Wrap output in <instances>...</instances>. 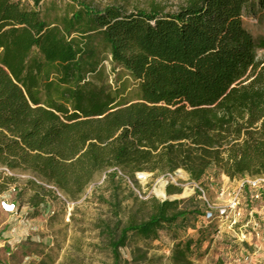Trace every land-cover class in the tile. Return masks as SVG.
Instances as JSON below:
<instances>
[{"label": "trees", "instance_id": "obj_1", "mask_svg": "<svg viewBox=\"0 0 264 264\" xmlns=\"http://www.w3.org/2000/svg\"><path fill=\"white\" fill-rule=\"evenodd\" d=\"M168 1L0 0V168L70 202L104 176L110 217L94 227L112 264L202 215L154 198L123 207L118 172L264 178V37L244 25L264 0ZM12 182L0 176V195ZM48 193L38 185L30 208ZM193 243L176 241L171 264H193Z\"/></svg>", "mask_w": 264, "mask_h": 264}, {"label": "rangeland", "instance_id": "obj_2", "mask_svg": "<svg viewBox=\"0 0 264 264\" xmlns=\"http://www.w3.org/2000/svg\"><path fill=\"white\" fill-rule=\"evenodd\" d=\"M29 1V0H28ZM102 4L113 1L128 6L144 7L162 0H97ZM178 1H168L173 9ZM246 29L254 38L264 37V12L258 18L244 19ZM264 51L258 52L262 55ZM107 70L108 63L105 64ZM122 79L126 73L119 72ZM7 72L0 67V79ZM110 80L113 75H110ZM13 182L0 195V264H112L108 250L94 225L98 220H109V187L104 176L95 180L75 202L68 201L49 185L41 184L24 172H5ZM145 176L143 178L142 176ZM122 178L119 198L123 207H130L137 198L164 201L155 191L162 186L180 189L175 198L179 210L202 214L191 217L181 230L160 231L152 242L134 240L144 259L131 262L129 249L121 251L126 264H171L169 256L176 241L192 240L190 261L193 264H264V182L251 185L248 178L229 181L214 169L208 170L194 182L181 170L173 174L135 173L133 177L118 172ZM38 185L48 190L38 210L28 205V199ZM186 190L189 193H186ZM2 203L9 207H3ZM5 208V209H4ZM210 220H204L206 213Z\"/></svg>", "mask_w": 264, "mask_h": 264}, {"label": "built area", "instance_id": "obj_3", "mask_svg": "<svg viewBox=\"0 0 264 264\" xmlns=\"http://www.w3.org/2000/svg\"><path fill=\"white\" fill-rule=\"evenodd\" d=\"M249 181H251V185H255L257 182H264V178H259V179H256V180H249ZM2 206L3 207H9L8 205H6V204H4V203H2ZM5 209V208H4ZM212 218V214L211 213H206L205 214V217H204V220H210Z\"/></svg>", "mask_w": 264, "mask_h": 264}, {"label": "bare ground", "instance_id": "obj_4", "mask_svg": "<svg viewBox=\"0 0 264 264\" xmlns=\"http://www.w3.org/2000/svg\"><path fill=\"white\" fill-rule=\"evenodd\" d=\"M142 177L145 178L144 175H143ZM155 193H156L157 196H160V197H162V198L165 197V194H164V191H163V187H162V186H160V187L155 191ZM186 193H189V191L186 190Z\"/></svg>", "mask_w": 264, "mask_h": 264}, {"label": "water", "instance_id": "obj_5", "mask_svg": "<svg viewBox=\"0 0 264 264\" xmlns=\"http://www.w3.org/2000/svg\"><path fill=\"white\" fill-rule=\"evenodd\" d=\"M182 198L183 196L182 195H178V196H165L163 197V200L164 201H169V202H174L175 198Z\"/></svg>", "mask_w": 264, "mask_h": 264}]
</instances>
